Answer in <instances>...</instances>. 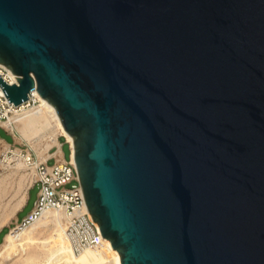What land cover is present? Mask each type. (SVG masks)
I'll return each instance as SVG.
<instances>
[{
	"label": "water",
	"instance_id": "water-1",
	"mask_svg": "<svg viewBox=\"0 0 264 264\" xmlns=\"http://www.w3.org/2000/svg\"><path fill=\"white\" fill-rule=\"evenodd\" d=\"M0 63L122 264H264V0H0Z\"/></svg>",
	"mask_w": 264,
	"mask_h": 264
},
{
	"label": "bare ground",
	"instance_id": "bare-ground-1",
	"mask_svg": "<svg viewBox=\"0 0 264 264\" xmlns=\"http://www.w3.org/2000/svg\"><path fill=\"white\" fill-rule=\"evenodd\" d=\"M0 67L7 69L5 77H9L11 83L17 81V74H13L4 64L0 63ZM0 74H3L1 68ZM35 94L40 100L38 105L22 106L21 111H16L7 121H2L1 125L27 137L41 155L42 161L52 157H57L58 161L65 160L60 141V136H64L71 144V160L75 163L74 141L66 131L56 107L42 97L37 90ZM1 143L5 148L0 150V167L8 170L9 176L19 174L20 180L14 188V195L9 198L14 186L7 177H0V206L4 205V209L0 212V231L11 217L25 206L29 191L36 180L35 168L28 164L22 156L7 157L10 144L4 140H1ZM53 147L58 148L57 152H51ZM20 152L19 149L16 150L18 155ZM84 209L89 211L86 203ZM67 222L68 218L64 213L49 211L27 228H13L0 245V259L12 257V264H57V262L77 264L78 258L83 264H95L99 261L105 262L104 264H122L121 256L111 247L105 237L103 244L100 245L102 250L99 254L93 253L94 248L82 251L81 255L75 253L65 234ZM25 229L30 230L25 231ZM63 249L68 250L62 251Z\"/></svg>",
	"mask_w": 264,
	"mask_h": 264
},
{
	"label": "built area",
	"instance_id": "built-area-1",
	"mask_svg": "<svg viewBox=\"0 0 264 264\" xmlns=\"http://www.w3.org/2000/svg\"><path fill=\"white\" fill-rule=\"evenodd\" d=\"M3 74H0L9 84L17 83L5 77L8 72L2 68ZM36 89L30 91L29 99L21 104L14 105L9 102L3 88L0 86V124L7 121L16 111H21L22 106H35L40 103L35 94ZM1 148V147H0ZM19 149L20 155L16 153ZM22 156L28 164L33 166L36 171V180L34 185H40L38 198L31 212L25 216L15 227L24 229L40 220L47 212L55 211L64 213L68 222L65 226V234L69 240L74 252L79 254L84 250L93 249L103 244L104 236L100 231L99 224L93 222L92 215L85 210V198L82 186L79 180V174L76 163L71 158L63 161H55L49 164L50 159L40 161L33 154L31 149L14 148L10 145L7 151V157ZM70 184V187L68 185Z\"/></svg>",
	"mask_w": 264,
	"mask_h": 264
},
{
	"label": "rangeland",
	"instance_id": "rangeland-1",
	"mask_svg": "<svg viewBox=\"0 0 264 264\" xmlns=\"http://www.w3.org/2000/svg\"><path fill=\"white\" fill-rule=\"evenodd\" d=\"M0 136L5 138L6 140H8L9 142H7V141L6 142L9 143L14 148H22L24 150L25 149H31L33 154L38 158V160L42 161L41 155L33 147V145L30 143L29 139L27 137L21 136V134H19L16 130H11V129L9 130L5 126H2L0 124ZM1 140H4V139L0 138V147H1L0 150L5 148L4 144L1 143ZM60 141L64 145L68 144L67 143V139L64 136H60ZM56 150H57L56 147H53L51 149V152L54 153ZM64 151H65V154H66V158L69 159L70 158V154H69V149L67 148V146L64 147ZM54 161H55V157L50 158L49 164H52ZM9 173L10 172L8 170L3 169L2 167H0V177L1 176L2 177H7L8 181L12 182V184L14 186L11 189V192L9 194V195L12 194L11 196H9V198H11L14 195V193H15L14 188L18 184V182L20 180V176H19V174H11L9 176ZM68 187H70V184L68 185ZM39 188H40V185H35L34 187L33 186L31 187V189L29 191L27 202H26L25 206L23 207V209L19 210L13 217H11V219L8 221V223L1 228L0 245L3 243L5 236L7 234L11 233L10 230H12L13 228L15 229V224H16L18 213H19V219L22 220L25 216H27L31 212V210L33 209V207L35 205V201L38 198ZM3 207H4V205L2 204L0 206V212H2V210L4 209ZM26 230H28V229H25V231ZM67 250L68 249H63L62 251H67ZM101 250H102V247L99 246V247L93 249V253H95V254L98 253L99 254V252ZM81 254H82V252L80 253V255ZM77 256H79V255H77ZM0 263L1 264H12L13 263L12 257H10L8 259H3V260L0 259ZM104 263L105 262H103V261H99V262H97L95 264H104ZM57 264H61V262L60 263L57 262ZM64 264H66V263H64ZM77 264H83L82 261L79 258H78V263Z\"/></svg>",
	"mask_w": 264,
	"mask_h": 264
},
{
	"label": "crops",
	"instance_id": "crops-1",
	"mask_svg": "<svg viewBox=\"0 0 264 264\" xmlns=\"http://www.w3.org/2000/svg\"><path fill=\"white\" fill-rule=\"evenodd\" d=\"M0 138H1V139H4V140L7 141V142H9L8 140H6L5 138H3V137H1V136H0ZM67 143H68L69 145H68V144H67V145L62 144V147H61V150H62V152H63V157H64V159H67V158H66L65 151H64V147H65V146H67V148L69 149L70 158H71V154H72V153H71V144H70V142H69L68 140H67ZM56 149L58 150L57 147H56ZM56 152H57V151H56ZM56 158H57V157H56ZM57 159H58V158H57ZM22 209H23V208H22ZM20 221H21V219H19V213H18L16 223H17V222H20ZM0 232H1V231H0Z\"/></svg>",
	"mask_w": 264,
	"mask_h": 264
}]
</instances>
